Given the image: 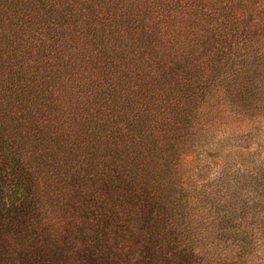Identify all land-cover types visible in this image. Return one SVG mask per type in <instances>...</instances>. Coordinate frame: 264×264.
Instances as JSON below:
<instances>
[{
	"label": "trees",
	"instance_id": "16d2710c",
	"mask_svg": "<svg viewBox=\"0 0 264 264\" xmlns=\"http://www.w3.org/2000/svg\"><path fill=\"white\" fill-rule=\"evenodd\" d=\"M261 122L264 0H0V264H264Z\"/></svg>",
	"mask_w": 264,
	"mask_h": 264
},
{
	"label": "rangeland",
	"instance_id": "374dc122",
	"mask_svg": "<svg viewBox=\"0 0 264 264\" xmlns=\"http://www.w3.org/2000/svg\"><path fill=\"white\" fill-rule=\"evenodd\" d=\"M258 126L261 127L262 129H264V123L263 122H261ZM261 158H264V153L261 155Z\"/></svg>",
	"mask_w": 264,
	"mask_h": 264
}]
</instances>
